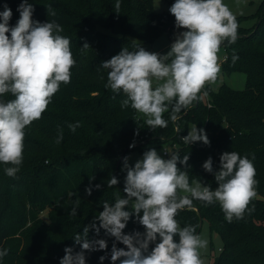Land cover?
Listing matches in <instances>:
<instances>
[{"label": "trees", "instance_id": "1", "mask_svg": "<svg viewBox=\"0 0 264 264\" xmlns=\"http://www.w3.org/2000/svg\"><path fill=\"white\" fill-rule=\"evenodd\" d=\"M21 3L22 0H0V11L6 4L12 12H18ZM28 3L34 8L33 20H55L63 27L60 35L70 39L76 63L71 68L70 83H61L42 118L25 129L20 170L15 177L3 174L0 179V196L4 195L0 198V249H9L0 264H60L65 248L71 247L73 253L80 251L74 238L77 234L83 236L84 227L103 211V203H114L117 194L126 198L123 158L128 157L131 148L148 150L146 145L151 142L178 144L180 158L189 155L187 169L179 162L178 167L187 171L190 183L201 181L213 191L218 187L214 173L220 170L224 152L235 151L252 160L257 196L248 205L254 210L246 211L243 219L228 222L219 202L209 205L199 200H193L191 208L179 210L175 218L182 228L194 226L197 235L205 221L210 230L219 232L224 248L215 264H264V4L256 29L238 28L241 35L235 43L221 44L228 49L224 72L228 76L245 73V86L233 88L224 82L214 90L208 83L193 105L177 114V120H171L169 106L163 114L167 127L151 129L130 105L121 108V101L126 99L122 92L113 93L105 87L109 70L102 67V62L125 47L135 51L141 46L149 51L147 43L175 24V17L170 12H157L154 0H119L118 13L117 0ZM52 11L55 16L48 14ZM18 20L12 15L9 26L14 27ZM234 55L238 57L235 61ZM202 93L208 95L207 102ZM3 98L15 97L8 93ZM76 122L80 127L73 132L68 124ZM193 127L203 129L210 144L184 143L182 137ZM60 129L63 139L57 144ZM209 157L213 161L212 173L203 168ZM111 176L119 183L108 187ZM97 184L101 185L99 189L95 188ZM89 186L93 189L91 195L85 191ZM76 200L80 204L76 215H71ZM45 210L48 220L41 215ZM96 223L99 226V221ZM123 231L144 233L145 229L133 215ZM88 238L105 239L107 249L85 252L86 264H112L113 243L127 250L104 229L97 235L90 228ZM159 242L150 243L149 251ZM101 256H106L103 262Z\"/></svg>", "mask_w": 264, "mask_h": 264}, {"label": "clouds", "instance_id": "2", "mask_svg": "<svg viewBox=\"0 0 264 264\" xmlns=\"http://www.w3.org/2000/svg\"><path fill=\"white\" fill-rule=\"evenodd\" d=\"M119 8L117 0V13ZM17 11L20 18L14 27L9 26L12 10L5 4L0 11V163L11 165L4 169L9 177H15L22 165L25 129L42 118L61 83H70L71 68L76 63L70 39L60 35L64 29L58 22L33 20L34 8L28 0H22ZM169 11L175 17V27L185 31L176 36L167 54L149 52L141 46L135 51L125 47L102 62V67L109 70L105 87L113 93L122 92L126 99L121 101V108L130 105L146 118L145 123L151 129L167 127L163 114L169 106L171 120L175 121L178 113L193 105L202 88L217 78L221 44L235 43L238 38L236 16L223 0H175ZM48 14L55 16L54 11ZM237 58L233 56L234 61ZM154 79L158 82L155 87ZM8 93L15 98L5 100L3 97ZM78 127L79 122L68 124L73 132ZM62 139L63 129H60L56 143ZM183 141L210 144L204 130L197 127ZM188 160V154L181 159L179 153L164 159L154 148L145 151L134 166L124 157L126 198L117 194L114 203L104 202L103 211L84 227L83 236L77 234L74 238L81 250L73 253L71 247L65 248L60 264H86L85 252L107 249L105 239L88 238L90 228L97 235L104 229L106 235L126 246L127 250L113 243L112 264L117 261L119 264H204L200 250L207 247V240L196 234L194 226L181 228L175 218L178 211L191 208L193 200L209 205L219 202L228 222L243 219L246 211L254 210L248 205L257 196L258 181L254 164L247 155L224 152L220 156V170L214 173L218 187L213 191L201 181L190 183L187 171L178 167L179 162L187 169ZM203 168L213 172L211 157L203 163ZM118 183L115 176L107 181L108 187ZM100 187L95 185L96 189ZM92 190L91 186L85 189L88 195ZM79 204L80 200H76L71 215H76ZM129 207L130 211L125 210ZM133 215L144 227V233H124ZM176 235L179 242L174 240ZM157 237L160 242L149 251L150 243L157 241ZM8 252L7 248L0 249V260ZM99 259L103 262L106 256Z\"/></svg>", "mask_w": 264, "mask_h": 264}, {"label": "rangeland", "instance_id": "3", "mask_svg": "<svg viewBox=\"0 0 264 264\" xmlns=\"http://www.w3.org/2000/svg\"><path fill=\"white\" fill-rule=\"evenodd\" d=\"M173 3H175V0H154V8L157 12H170L169 9ZM223 3L227 5L229 9L233 12V14L236 16L238 28H240L241 30H250L254 27V29H256V27L260 25V15L263 12L264 0H223ZM241 12H243L242 15L240 14ZM12 15L16 18H20V14L18 12H12ZM182 31H185V29H177L175 25L172 26L169 31L165 30L158 37H156L153 42L147 43L149 51L156 52L161 55L167 54L171 49V45L175 42L176 36ZM227 57L228 49L225 45H221L218 53V63L220 65V71L217 75L216 80L214 82L209 83L213 86L214 90H218L220 85L224 82H226L233 88H243L245 86V73L236 72L228 76L224 72L223 65L227 62ZM162 82L163 81H160L159 83ZM157 83L158 82L154 79L153 87H155ZM201 96L204 101H208V95L206 93H202ZM146 146L148 147V150L154 148L157 153L164 159L166 158L164 150L167 148L170 151H173V149L175 148L173 142H167L161 145L155 142H151L148 143ZM145 151L147 150H142L141 148L136 147L131 148L128 153L129 165L134 166L136 161L142 159L143 153ZM9 166L11 165H4L0 163V179L2 178L3 174H5V167ZM0 198L3 199L4 195L1 194ZM142 214L143 213L141 212L140 215L142 216ZM41 215L43 218L48 220V210L42 212ZM179 225L182 228V225L180 223ZM199 236L202 239L207 240V247L205 249L200 250L201 259L203 260L204 264H215V261L219 257L221 250L224 248V242L222 240V237L220 236L218 231L210 230L207 221L203 223ZM157 240L160 241L159 237H157ZM174 240L176 242H179V236L176 235L174 237Z\"/></svg>", "mask_w": 264, "mask_h": 264}, {"label": "built area", "instance_id": "4", "mask_svg": "<svg viewBox=\"0 0 264 264\" xmlns=\"http://www.w3.org/2000/svg\"><path fill=\"white\" fill-rule=\"evenodd\" d=\"M182 140H183V137H182ZM174 147L175 148L173 149V151H170L167 148L164 150V154H165L167 159H169L171 154H173V153H179L180 154V146L178 144L174 143Z\"/></svg>", "mask_w": 264, "mask_h": 264}, {"label": "water", "instance_id": "5", "mask_svg": "<svg viewBox=\"0 0 264 264\" xmlns=\"http://www.w3.org/2000/svg\"><path fill=\"white\" fill-rule=\"evenodd\" d=\"M259 23H260V22H259ZM174 25H175V24H171L170 26H168V27L166 28V30L169 31L170 28H171L172 26H174ZM238 36H240V35H238ZM140 145H141V143H138V144H137V146H140ZM202 223H203V222L201 221V225H202Z\"/></svg>", "mask_w": 264, "mask_h": 264}]
</instances>
